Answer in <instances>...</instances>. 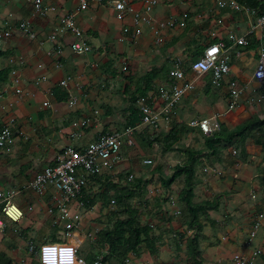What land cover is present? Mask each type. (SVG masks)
<instances>
[{
    "label": "crops",
    "instance_id": "0c3cea01",
    "mask_svg": "<svg viewBox=\"0 0 264 264\" xmlns=\"http://www.w3.org/2000/svg\"><path fill=\"white\" fill-rule=\"evenodd\" d=\"M157 1L152 12L153 21L148 24L141 23V36L131 41L123 33V28L128 27L130 31L136 28L133 16H120L111 7L90 4L87 9L79 10V0H48L57 11L41 19L30 17L31 5L27 0H0V29L6 27L11 32L10 39L0 50V69L18 70L19 88L22 90L21 93H16L14 89H9L0 103V126L7 123L9 117L15 119L13 140L0 150V188H23L36 173L53 164L62 146L70 143L76 145L78 142L72 141L69 133L74 129L73 123L78 120H88L84 129V141L101 133L120 129L114 128L116 124L124 127L134 96L139 98L141 91L146 94L151 89L170 85L172 78L169 70L176 60L183 62L186 56L183 51L186 48L195 47L192 48L194 53L190 61L198 58L194 56L195 53L202 55L205 36L199 30L205 29L208 22L200 24L197 17L201 13L209 15L211 19L215 17V0ZM133 5L142 9L144 0L133 1ZM68 13H75L77 26L90 46L85 54L73 53L69 47L75 39L73 34L58 28L59 16ZM183 14L187 16L184 25L177 24L173 28L168 26L170 17L180 21ZM24 20L30 21L36 34L35 39L29 38L18 28V24ZM247 26V19L241 13L224 16V25L219 26L218 37L214 41L223 40L229 29L241 34ZM53 31L57 32L56 40L50 42L47 37ZM253 49L252 45L231 49V72L225 77V82L236 80L242 84L250 80L256 64ZM236 52H239L238 57ZM115 57L121 63L115 62ZM189 62H184L185 74L188 79L194 80V88L179 102L175 109L174 122L163 127L166 130L181 122L182 118L185 119L181 114L194 108L203 96V80H208L209 74L195 79L196 74L188 68ZM122 64H126V71H122ZM42 76H45V80L35 84ZM8 77L0 84L6 82ZM67 77L72 79L65 87L60 86L59 82ZM50 89L53 90L52 94H45ZM218 90L222 92L224 107L220 110L219 106L214 105V109L205 114L201 113L200 108L195 109L197 114H185L188 117L184 121L186 125L191 119L209 116L225 109L228 98L226 84L223 83ZM193 94L195 99H192ZM255 98H262V92L255 85H251L240 99L239 106L222 118V124L227 123L231 129L238 125L240 119L249 117ZM134 106L138 110L137 99ZM196 132L200 133L196 128H191L186 133ZM231 148L229 146L215 154L207 151L209 155L200 157V163L195 167L194 201L210 200L217 205L215 209L208 210L206 215L199 217L202 224L198 238L199 257L207 264H230L232 255L245 250V245H248V252L256 248L263 251L256 264H264V220L256 236L251 240L249 236L256 216L259 213L264 214V149L259 144L247 143L246 156L241 159L232 156ZM121 154L123 157V150ZM206 164L219 168L224 173L210 176L202 171ZM91 179L89 183L92 182ZM86 189L78 199L84 206L83 229L95 236L93 240H84L89 241L88 247L85 253H81L79 249V255L92 263L97 256L102 255L103 258L106 253L107 246L101 248L97 244L102 230L106 227L97 221L100 215L93 211L95 203L87 207L82 200L87 195L88 199H93ZM21 190L14 199L22 209L23 217L17 224H7V238L3 239V244L0 243V252L12 260L11 264L23 263L18 256L23 250L22 243L26 240L32 241L30 227L40 231L47 229L40 234L45 235L44 239L37 240L36 244L52 240L48 233L52 228L57 229L52 225L54 215L49 208L53 189L48 188L41 194L29 189ZM251 192H255V200L250 198ZM100 205L102 207V203ZM102 208L106 215L111 211L110 205ZM157 216L154 214L149 223L157 253L152 256L144 249L138 256L129 254L126 258L128 263L125 259L124 264H175L174 259L172 261L168 256L166 260L159 253L164 247L162 243L167 240L164 238L166 233L181 237L175 245H179L186 253L187 240L195 234L194 229L187 227L183 217L173 220L172 216L165 213ZM157 219H162L164 223ZM12 226L21 229L19 238L10 232ZM182 233L185 234V240H182ZM6 239H13L17 247L10 246ZM188 257L185 254L184 258Z\"/></svg>",
    "mask_w": 264,
    "mask_h": 264
},
{
    "label": "built area",
    "instance_id": "2783aa9c",
    "mask_svg": "<svg viewBox=\"0 0 264 264\" xmlns=\"http://www.w3.org/2000/svg\"><path fill=\"white\" fill-rule=\"evenodd\" d=\"M31 5L30 17L44 19L55 13L56 7L48 0H27ZM133 1L138 0H79V10H85L90 4L102 7L113 8L120 16L131 14L136 28L130 31L128 27L123 28L131 41L136 40L142 34L141 23H151L153 21L152 12L156 7L157 0H144L142 9H137ZM264 4V0H259ZM259 7L251 8L246 0H215L213 9L215 17L201 13L197 20L202 24L208 22L205 29L199 30L205 36V47L202 55L194 61H190L188 68L196 74L195 79L200 75L209 74L210 85L214 89H221L223 83L227 89V104L223 111L212 115L191 119L187 125L196 128L203 135H213L222 128V118L226 113L239 106L240 99L248 91V87L255 85L258 90L264 89V13H260ZM232 13H241L246 17L248 26L243 33L239 34L231 29L227 30L223 40L218 37L219 26L224 25V16H231ZM186 14L177 21L170 17L168 26L184 25ZM59 29L71 32L74 40L70 43V49L75 54H85L90 50V46L85 42L80 28L77 26L75 13H68L59 16ZM18 28L31 39L36 38L28 20L21 21ZM57 32L53 31L48 35L47 40L55 42ZM11 37L8 28L0 29V50H2ZM157 44L159 43L157 39ZM253 46V55L256 57L255 68L249 81L239 84L236 80L224 81L231 72V49L239 46L241 48ZM237 57L239 52H236ZM120 62L118 57L113 59ZM185 63L180 59L176 60L169 76L172 78L170 85L151 89L146 94L137 99L138 111L141 120L134 126H125L110 132L101 133L97 137L84 141V129L88 125L87 119H81L73 123L74 129L69 133L74 144L62 146L56 155L53 164L44 167L41 171L30 178L21 189H29L36 193H44L48 188L53 189L50 197L49 208L53 212L52 225L63 232L64 238L61 240H47L40 244H35L31 240L27 243V255H35L38 264H102V255L95 258L92 263H88L79 255V249L85 239H94V233L85 232L83 229V203L78 202L83 191L87 188L92 177L98 176L105 171L116 167L122 160L121 152L134 145L135 134L142 128L158 130L168 124L173 123L174 113L179 102L194 88V80H190L185 74ZM122 71L127 70L126 64H122ZM72 78L67 77L59 82L65 87ZM45 80V76L38 78L35 84ZM20 75L18 70L11 69L8 80L0 84V103L9 89H14L16 93H21L19 88ZM50 89L45 94H52ZM48 105L47 102H44ZM15 133V119L9 117L7 123L0 126V150L12 142ZM237 151L231 149V154L236 156ZM153 162L148 156L143 160L145 165ZM209 170L219 173V168L206 164L202 171ZM133 179L129 174L128 181ZM21 189L4 190L0 188V232L3 233L8 223L17 224L23 217L22 209L16 204L15 197L22 191ZM252 199H256V194H252ZM115 202L111 200L110 207ZM179 213V211H178ZM264 220V214L259 213L249 233L250 238L256 235L258 228ZM262 251L251 250L249 253L232 255L230 264H256L257 258ZM23 262V261H22ZM128 263V259H126Z\"/></svg>",
    "mask_w": 264,
    "mask_h": 264
},
{
    "label": "rangeland",
    "instance_id": "374dc122",
    "mask_svg": "<svg viewBox=\"0 0 264 264\" xmlns=\"http://www.w3.org/2000/svg\"><path fill=\"white\" fill-rule=\"evenodd\" d=\"M200 36L202 35L200 34ZM192 48L194 49L195 47L192 46ZM192 48L189 49L186 48L185 51H183V53L186 55L183 58V62L188 63L190 61V57L194 53ZM203 84H204L202 91L203 96H201L202 98L199 99L198 103L194 106V108L192 107V109L183 112L182 114H184V116L181 114V116L185 117V119L182 118L181 119L182 121L179 122L178 124H185L184 121L188 118L185 116V114H187V116H190L191 114L194 115L197 114L194 112L195 109L200 108L199 110H201V113L205 114L206 112L213 110L214 105L219 106L218 109L220 110L224 107L225 101L223 102L224 98L223 96H221L222 92H220L218 89H214V88L212 89L210 87L209 78L208 80L207 79L203 80ZM260 91L262 92V98L254 99L253 102L254 107L252 109V112L250 114L249 112H247V114H249L248 116L250 118H257L259 120H263L264 119V89L262 88L260 89ZM192 99H195V94L192 95ZM187 101L189 102V98ZM241 114H243V112H241ZM249 117L247 118L249 119ZM247 118L240 119L241 121L238 124L247 120ZM185 126L186 128L191 129L187 125ZM223 126L228 129L230 128L229 127L230 125H228L227 123H223ZM121 127H123V125L121 126V124H116L114 128H121ZM167 132L168 131L163 127L159 128L156 131L151 130L148 127L140 129L138 133L135 134L134 145L129 149H123L124 156L122 157L121 154V157L122 159L124 158L125 159L121 160V162L116 167L112 168V170H109L107 173L103 174L102 176L91 179L92 182L89 183L90 186L88 185L89 187H87L86 191L87 193L90 194L92 198H95L96 200L93 211H95L97 214L100 215L97 221H99L102 225H105V227L110 228L114 220L112 216H108V214L106 215V213H104V209L100 205L101 193H106L107 197L110 199L109 201L110 204L112 199H116V197L119 196V200H116L110 208L112 211L117 212V214H119L121 218H126L128 216L127 215L128 213L126 211L123 212V210L125 209V205H130V207L134 209H138L140 212L138 222L141 224L151 223V219L154 214L158 215L157 217H159V215L163 216V214L165 213L167 215L172 216L173 220L182 217L180 212L178 213V211H180L182 207L184 208L183 204L180 203L178 197L179 192L183 187L182 179L177 178L168 189L164 188L161 185V179H165L169 177L172 174L176 165H183L184 163H186L188 158L190 157V152L200 151V155L206 154L207 150L204 145L205 136L198 132L194 134L186 133L181 136L180 140L177 143L173 144L172 146H168L165 142H163L162 139L163 138L162 136ZM263 137H264V125L254 128L252 127V129L247 131L246 144L248 143L251 145L252 144L256 145L255 140L260 138L262 141ZM237 154L238 153H236V156ZM148 156L152 157L153 162L150 165H145L143 163V160L146 159ZM219 170L220 171H218L219 172L218 174L215 173L216 171L214 170H209L206 172V174H209L210 176H214V175L218 176L219 174L224 173L223 170L221 169ZM129 174L133 175V179L131 181H128ZM252 194L255 195V192L250 193V198ZM157 220L160 223H164L162 219H157ZM20 230L21 229H18L17 226L16 227L12 226L10 232H12L14 237L19 238ZM43 230L40 231V229H33L30 227L29 232L30 235L33 236L32 242L36 244L37 240L40 241L44 239L45 236L44 234L40 236V234L43 233ZM46 230L47 229H45L44 231ZM5 233L6 231H4L3 233L0 232V238H1L0 243L2 242V244L4 242L3 239L7 238L5 236L6 235ZM48 234H49L48 237L52 240H58L65 237L62 231H59L58 229H54V228H52ZM169 235H170L169 233H166L164 236V238L167 239L165 240L169 242L167 243L166 241H164L162 243V245L164 246L163 250L161 252L159 251L161 257L166 259L169 256L172 261L173 259L175 260V264H185V261L188 264H190L189 262H191L192 264H207V262L201 259V257H198V259H196L197 263H193L190 257L185 259L184 256L186 253L184 249H181L179 245L178 247L176 246L177 245L176 243L179 240H181L180 239L181 237L177 238ZM184 236L185 234L182 235V240ZM252 238H250V240ZM8 241L10 246H14V248L17 247L16 245L17 243L13 239L7 240V242ZM17 241L21 242V240L18 239ZM88 242L89 241H86L81 245L80 247L81 253H85V250L88 247L87 246ZM25 243L27 244L28 241L26 240ZM25 243H22L23 250L20 251L19 253L20 254L18 256L19 260L23 261L22 264H38L34 254L30 256L27 255V245ZM97 244L101 248L104 247V245H102L99 241ZM245 247H246L245 248L246 251L243 250L237 253L240 254L249 253L250 251L249 252L247 251V249H249V246L245 245ZM140 249L141 251L144 250V248L142 247ZM256 249L261 250L260 248H256ZM107 250L108 247L106 251ZM120 259H121L120 257L114 259L112 258L108 262V264H124L121 262Z\"/></svg>",
    "mask_w": 264,
    "mask_h": 264
},
{
    "label": "trees",
    "instance_id": "16d2710c",
    "mask_svg": "<svg viewBox=\"0 0 264 264\" xmlns=\"http://www.w3.org/2000/svg\"><path fill=\"white\" fill-rule=\"evenodd\" d=\"M246 3L251 8H257L260 6V13H264V4H260L259 0H246ZM0 55H2L1 52ZM200 55L201 54L195 53L194 56L199 57ZM9 73L10 70L0 69V82L6 80ZM143 94H145V92L141 91L140 96ZM135 98L138 99L134 96V99L132 100V107H130L129 118L124 127L134 126L141 120V114L134 106L136 102ZM185 125L186 124L178 123L173 125L167 130L168 132L162 136L163 142H165L168 146H172L177 143L181 136L188 131ZM263 125L264 119L259 120L257 118H249L231 129L225 128L222 124L221 131L209 136L204 135L205 148L210 154H215L221 149L230 146L237 150V156L243 159L246 156L245 145L247 131L252 129V127H260ZM260 138L256 139L255 143L261 145L264 149V137L262 138V141ZM208 155V153L200 155V151L190 152V157L186 163L183 165H176L169 177L161 179V185L167 189L177 178H181L183 181V187L180 190L178 197L180 203L184 206V208L182 207L180 210L183 220H185L188 228L194 229L195 231V234L187 240L186 245V254L191 258L193 263H197L196 259L199 257L198 238L199 232L202 229L199 217L206 215L208 210L215 209L217 207L215 201H194L193 189L195 185V167L200 163V157ZM100 195L102 207L108 206L110 199L107 197L106 193H101ZM88 198L89 195H87V198L82 197V200L85 201V205L87 207L94 205L96 201L95 198L91 200ZM114 200H119V196ZM125 211L128 213V216L126 218H121L117 212L111 210L108 213V216L113 217L114 221L112 222V226L110 228L106 227L103 229L101 236H98V241L102 245H106L108 247V250L102 258V264H108L112 258L114 259L117 257H120L121 262L124 263L128 254L138 256L141 252V247L152 256L157 253L155 240L152 235V228L149 224H141L138 222L140 216L139 210L130 207V205H125L123 212ZM11 262L12 260L7 257L6 254L0 252V264H11Z\"/></svg>",
    "mask_w": 264,
    "mask_h": 264
}]
</instances>
